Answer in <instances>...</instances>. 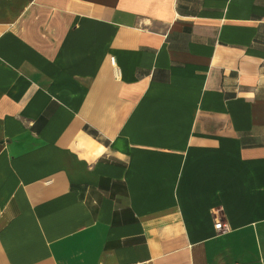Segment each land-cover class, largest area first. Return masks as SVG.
Here are the masks:
<instances>
[{"label": "crops", "instance_id": "0c3cea01", "mask_svg": "<svg viewBox=\"0 0 264 264\" xmlns=\"http://www.w3.org/2000/svg\"><path fill=\"white\" fill-rule=\"evenodd\" d=\"M0 264H264V0H0Z\"/></svg>", "mask_w": 264, "mask_h": 264}, {"label": "built area", "instance_id": "2783aa9c", "mask_svg": "<svg viewBox=\"0 0 264 264\" xmlns=\"http://www.w3.org/2000/svg\"><path fill=\"white\" fill-rule=\"evenodd\" d=\"M112 60H113V58H111V61ZM214 228H215L216 232H224V231H227L229 229L228 224L226 223V221H224V219L220 215H218L215 218Z\"/></svg>", "mask_w": 264, "mask_h": 264}]
</instances>
